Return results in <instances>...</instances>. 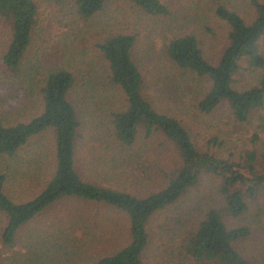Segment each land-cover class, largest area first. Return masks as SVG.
<instances>
[{"label": "trees", "instance_id": "obj_1", "mask_svg": "<svg viewBox=\"0 0 264 264\" xmlns=\"http://www.w3.org/2000/svg\"><path fill=\"white\" fill-rule=\"evenodd\" d=\"M55 1L65 20L73 16L69 23L80 20L86 26L107 3L119 0ZM123 1L145 14H167L159 0ZM249 3V22L215 6V15L228 27L227 44L215 63L203 56L192 34L169 39L165 54L184 74L204 79L194 99L196 112L210 115L223 107L233 124L249 123L256 115L263 126L258 111L264 106V3ZM37 16L35 0H0V25L6 29L0 53V264H260L238 250L259 223L264 228V160L258 150L244 148L233 158L208 147L220 144L213 135L198 144L193 126L177 117L155 89L146 92L148 83L131 53L133 34L105 31L96 42L115 105L90 87L92 76L74 70L75 59L68 64L73 61L68 44L81 41L75 36L65 39L56 55L45 52L44 61L39 46L33 51L37 55L25 58ZM243 71L253 77L241 84ZM77 87L85 101L97 102L95 120L79 117L72 96ZM31 97L37 98L36 113L18 114V105ZM6 101L17 105L15 115ZM81 130L86 140L92 134L97 146L92 167L122 175L124 183H135L133 191L101 185L91 175L77 147ZM42 132L50 133L52 143L45 152L47 176L27 166L10 182L17 172L7 160ZM156 137L168 154L152 146ZM203 177L216 182L212 205L181 206ZM12 183L25 186L21 197L8 192ZM63 205L68 209L60 218L30 226Z\"/></svg>", "mask_w": 264, "mask_h": 264}, {"label": "rangeland", "instance_id": "obj_2", "mask_svg": "<svg viewBox=\"0 0 264 264\" xmlns=\"http://www.w3.org/2000/svg\"><path fill=\"white\" fill-rule=\"evenodd\" d=\"M35 1L38 19L33 32V40L24 55L25 58L31 60L34 55H37L33 51L39 46L44 51L39 58L44 61L45 52L48 55H56V50L63 44V41L75 36L77 40L81 41L68 44L72 50L71 58L73 59L68 64L73 65L75 59L77 64L74 66V70L82 76H92L90 87L98 90L102 101L105 100V102L115 105L118 104L117 98L112 95L113 91L109 89V83H106L105 61L96 48V42L100 40V36L105 31L133 34L135 37L131 53L143 78L148 83L146 92L149 94L150 87L155 89L158 92L157 96L162 97L163 103L177 117L188 121L194 128V140L203 143L207 135H213L217 141H220V144L213 142L208 147L220 156L232 154L231 157L235 158L242 149L254 147L261 155L260 160H264V129L262 128L264 123L261 126V120L254 115L249 123L233 124L231 118L228 117L226 108L223 107L218 108L210 115H202L196 112L193 106L195 104L194 99L200 95L202 88L205 87L204 79L196 77L195 74H184L168 61L165 54V47L169 39L184 34H192L197 40L203 56L210 63H215L227 44L228 31L225 22L215 15V6L222 5L232 9L244 21L249 22L253 17L250 0H159L167 9L165 15L145 14L131 3L119 0L107 3L100 12L84 22L86 26L80 20L78 25L69 23L73 16H67L65 20L62 12L58 10L55 0ZM259 1L264 3V0ZM4 39H6V29L4 25H0V53ZM242 65L244 67V64ZM238 75L244 78H240L239 83L241 84L247 83L253 77L252 73L244 71ZM239 76L236 77L239 79ZM2 79L6 82L4 76ZM72 96L76 101L75 106L79 117L84 119L92 117L90 119L95 120L93 112H95L97 102L91 98L85 101L79 87L75 89ZM27 99L25 105H18L21 107L18 114L23 113L24 116L30 117L36 113L34 105L37 104V98ZM12 103L14 102L6 101V105L12 108L11 114L15 115L17 105ZM15 103L18 102L15 101ZM258 114L264 115V106L258 111ZM223 116H227L229 120L227 121ZM84 132L85 130H81L83 137L79 140L77 147H79L80 154L83 153V162L87 165V169L91 170V175L98 179L101 185H108L113 188L123 187L127 191H133V187L136 186L135 183L132 181L124 183L125 179L122 175H112L111 171H107L100 165L96 168L92 167L91 163H93V158L97 155L98 150L96 143L92 140L94 139L92 134H90L89 140H86L84 139ZM253 133L258 135L257 139H253L251 136ZM151 142L152 146L158 148L163 154L170 152L165 146V142H162V138L156 137ZM50 148H52L50 133L42 132L32 138L27 146L17 151L13 160H7L10 170L17 172L9 178V181H13L18 172L24 171L26 173L27 166H36V174L38 173L41 178L46 177L48 171L45 165L49 159L45 158V152ZM24 185H27V182ZM215 185L216 182L212 178L203 177L198 185L181 199V206L184 203L189 208L197 205V203L201 207L212 205ZM15 186L16 184L13 185V183L10 187L8 185V192L11 195L21 197L25 186L19 188H15ZM67 209L66 205L54 209L51 212V217L49 215L43 216L36 220L37 225L34 222L30 226L40 228L48 225V220L52 217L60 218ZM153 241L155 246L159 244L158 240ZM238 250L252 261L264 264V228L261 227L260 223L252 235L239 242ZM152 253L154 255L155 247H153Z\"/></svg>", "mask_w": 264, "mask_h": 264}]
</instances>
